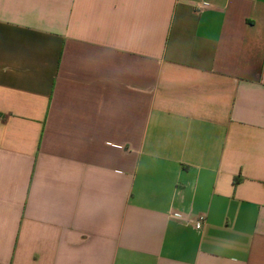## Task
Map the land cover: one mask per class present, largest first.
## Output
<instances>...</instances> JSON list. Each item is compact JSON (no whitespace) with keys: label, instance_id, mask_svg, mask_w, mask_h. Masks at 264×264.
Wrapping results in <instances>:
<instances>
[{"label":"crops","instance_id":"0c3cea01","mask_svg":"<svg viewBox=\"0 0 264 264\" xmlns=\"http://www.w3.org/2000/svg\"><path fill=\"white\" fill-rule=\"evenodd\" d=\"M0 264H264V0H0Z\"/></svg>","mask_w":264,"mask_h":264},{"label":"built area","instance_id":"2783aa9c","mask_svg":"<svg viewBox=\"0 0 264 264\" xmlns=\"http://www.w3.org/2000/svg\"><path fill=\"white\" fill-rule=\"evenodd\" d=\"M171 217H173L174 219H177L179 221H184L190 225H193L195 227V229H197V230L202 229V227L205 223V220H206V216L203 214L192 216V215H185V214L179 213V212H172Z\"/></svg>","mask_w":264,"mask_h":264}]
</instances>
